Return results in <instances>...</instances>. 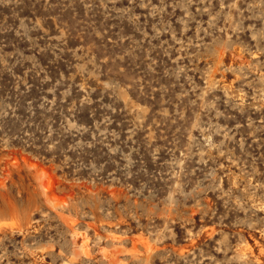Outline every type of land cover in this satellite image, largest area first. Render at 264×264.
I'll return each instance as SVG.
<instances>
[{
    "label": "rangeland",
    "instance_id": "obj_1",
    "mask_svg": "<svg viewBox=\"0 0 264 264\" xmlns=\"http://www.w3.org/2000/svg\"><path fill=\"white\" fill-rule=\"evenodd\" d=\"M0 264H264V0H0Z\"/></svg>",
    "mask_w": 264,
    "mask_h": 264
},
{
    "label": "bare ground",
    "instance_id": "obj_2",
    "mask_svg": "<svg viewBox=\"0 0 264 264\" xmlns=\"http://www.w3.org/2000/svg\"><path fill=\"white\" fill-rule=\"evenodd\" d=\"M45 184V186L46 187H49L50 186V184H51V179L50 180H48L46 183H44Z\"/></svg>",
    "mask_w": 264,
    "mask_h": 264
}]
</instances>
